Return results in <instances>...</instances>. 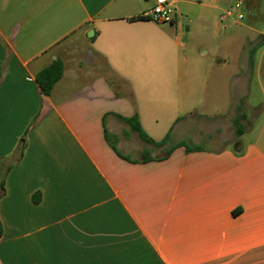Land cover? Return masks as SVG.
Returning a JSON list of instances; mask_svg holds the SVG:
<instances>
[{"label": "crops", "instance_id": "obj_1", "mask_svg": "<svg viewBox=\"0 0 264 264\" xmlns=\"http://www.w3.org/2000/svg\"><path fill=\"white\" fill-rule=\"evenodd\" d=\"M221 2L158 23L156 0H0V264H264V119L233 147L239 98L207 111L249 92L250 55L234 87L226 58L187 53L184 12Z\"/></svg>", "mask_w": 264, "mask_h": 264}, {"label": "rangeland", "instance_id": "obj_2", "mask_svg": "<svg viewBox=\"0 0 264 264\" xmlns=\"http://www.w3.org/2000/svg\"><path fill=\"white\" fill-rule=\"evenodd\" d=\"M237 1L222 0L220 3L225 8L223 12L226 10L234 12L233 16L226 19H221V15L218 13L216 16L210 15L207 19L201 20V18H197V12L189 13V18H187L184 10H182L185 22L189 27V31L185 30V33L189 38L187 53L190 57L204 60V65L211 64L215 58H226L228 61L227 68L231 72L230 80L228 77L227 79L229 82L231 81L234 87L240 81V77H245L249 72L248 93L242 92L237 97L235 93L232 96L227 95L225 103L223 101L218 103L217 107H211L207 110L211 111L218 120L220 116L217 110L222 109V112L227 115L235 103L234 99L239 98L235 117H241L240 126L244 133L240 136L236 133L238 139L233 142V147L240 141L246 143L248 139L254 138L260 123L264 119V42H261L263 37L258 34V31H264V0H259L255 17L251 16V12L248 11L245 3L241 8H236ZM239 12L243 14L242 19L237 17ZM192 17L193 21L188 22V19ZM71 48L73 52L74 45ZM252 50H256L255 63L253 66L250 64L249 70L246 72L244 62ZM200 144L208 146L206 141H202ZM1 181L2 175L0 174Z\"/></svg>", "mask_w": 264, "mask_h": 264}, {"label": "trees", "instance_id": "obj_3", "mask_svg": "<svg viewBox=\"0 0 264 264\" xmlns=\"http://www.w3.org/2000/svg\"><path fill=\"white\" fill-rule=\"evenodd\" d=\"M140 19H150L148 16H142L139 17ZM255 53L256 50H252L250 52V63L253 66L255 63ZM64 73V63L63 60L60 58H57L54 60L50 65L47 67L43 68L40 70L37 75H36V81L39 84L42 93L45 95H49L54 88L56 82L62 77ZM126 121L130 123V125L135 128L136 130L139 131L140 136L142 139H144L147 142L156 144V145H161L164 144L167 139L169 138V134L161 141H156L154 140L151 136L148 135V133L141 127L138 115H134L130 118H124ZM234 125L236 127V133L240 136L244 133L243 128L240 126L241 125V117H235L234 118ZM179 146H185L187 151H197L200 150V146L196 145H189L188 143H183L180 142L174 146V148L179 147ZM115 148V147H114ZM172 150H170L171 152ZM147 160V158L145 159ZM2 234V227L0 223V236Z\"/></svg>", "mask_w": 264, "mask_h": 264}, {"label": "built area", "instance_id": "obj_4", "mask_svg": "<svg viewBox=\"0 0 264 264\" xmlns=\"http://www.w3.org/2000/svg\"><path fill=\"white\" fill-rule=\"evenodd\" d=\"M177 1L178 0H156L155 5L147 16L158 23H173L178 16ZM244 3V0H238L235 7L241 8ZM233 15L234 12L232 10H226L221 17L222 19H226ZM237 17L238 19H242L243 14L239 12Z\"/></svg>", "mask_w": 264, "mask_h": 264}, {"label": "water", "instance_id": "obj_5", "mask_svg": "<svg viewBox=\"0 0 264 264\" xmlns=\"http://www.w3.org/2000/svg\"><path fill=\"white\" fill-rule=\"evenodd\" d=\"M93 31L91 30V32H89V35H92ZM264 41V40H263Z\"/></svg>", "mask_w": 264, "mask_h": 264}]
</instances>
